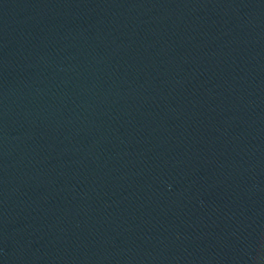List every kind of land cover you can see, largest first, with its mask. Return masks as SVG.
<instances>
[{
  "label": "water",
  "instance_id": "95a60500",
  "mask_svg": "<svg viewBox=\"0 0 264 264\" xmlns=\"http://www.w3.org/2000/svg\"><path fill=\"white\" fill-rule=\"evenodd\" d=\"M0 264H264V0H0Z\"/></svg>",
  "mask_w": 264,
  "mask_h": 264
}]
</instances>
